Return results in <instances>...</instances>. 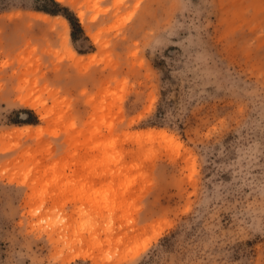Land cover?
Wrapping results in <instances>:
<instances>
[{"label":"rangeland","instance_id":"rangeland-1","mask_svg":"<svg viewBox=\"0 0 264 264\" xmlns=\"http://www.w3.org/2000/svg\"><path fill=\"white\" fill-rule=\"evenodd\" d=\"M0 264H264V0H0Z\"/></svg>","mask_w":264,"mask_h":264},{"label":"trees","instance_id":"trees-1","mask_svg":"<svg viewBox=\"0 0 264 264\" xmlns=\"http://www.w3.org/2000/svg\"><path fill=\"white\" fill-rule=\"evenodd\" d=\"M53 1V0H52ZM54 3V5L55 6H59V4L57 3V2H53ZM42 11H44V12H46V13H48V14H54L53 12H51V11H48V10H42ZM66 18L69 20V22L71 23V26H72V28L73 29H75V28H78V24L76 23V21L75 20H73L72 18H69L68 16H66ZM78 29H80V28H78ZM73 36H74V34H73Z\"/></svg>","mask_w":264,"mask_h":264},{"label":"bare ground","instance_id":"bare-ground-1","mask_svg":"<svg viewBox=\"0 0 264 264\" xmlns=\"http://www.w3.org/2000/svg\"><path fill=\"white\" fill-rule=\"evenodd\" d=\"M146 134H147V136H149V137H154V135H155V136H156V135H157V136L159 135V136H161V137H165V138H167L168 135H169V134L166 135L164 132H156L155 130H152V131H150V132H147ZM149 137H148V138H149ZM169 137H170V135H169ZM156 138H157V137H156ZM165 138H163V139H165ZM167 139H168V138H167ZM167 142H168V141H167ZM135 253H136V252H135Z\"/></svg>","mask_w":264,"mask_h":264}]
</instances>
